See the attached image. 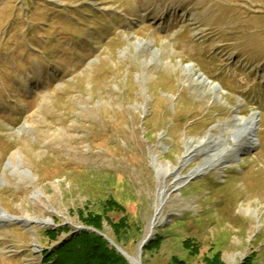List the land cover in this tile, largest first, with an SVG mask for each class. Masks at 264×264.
I'll return each mask as SVG.
<instances>
[{
    "label": "rangeland",
    "instance_id": "obj_1",
    "mask_svg": "<svg viewBox=\"0 0 264 264\" xmlns=\"http://www.w3.org/2000/svg\"><path fill=\"white\" fill-rule=\"evenodd\" d=\"M212 155L232 160L191 175ZM161 191L141 264H264V0H0V264H45L107 198L97 232L136 255Z\"/></svg>",
    "mask_w": 264,
    "mask_h": 264
},
{
    "label": "trees",
    "instance_id": "obj_2",
    "mask_svg": "<svg viewBox=\"0 0 264 264\" xmlns=\"http://www.w3.org/2000/svg\"><path fill=\"white\" fill-rule=\"evenodd\" d=\"M116 206L120 207V204L114 199L107 198L105 200L103 213L90 212L86 215L82 214L83 222L88 226L94 227L95 230L82 229L68 238L62 237L59 244L55 246L52 251H43V262L45 264H131L124 255L115 249V246L110 244L103 235L97 232L103 229L102 220L104 217H107L108 209ZM111 223L116 231V240L120 243L128 228L126 227L127 221L122 218L118 222L111 221ZM63 230H70V227H60L58 230L49 228L45 230V233L50 236L51 239L57 241L59 240L58 236L60 232ZM159 242L158 240L150 242L148 246L146 245L144 247V250L154 248ZM173 259V264H189L185 260L179 258ZM207 261L208 264H225L219 253L208 258ZM246 264H253L252 260H249Z\"/></svg>",
    "mask_w": 264,
    "mask_h": 264
},
{
    "label": "bare ground",
    "instance_id": "obj_3",
    "mask_svg": "<svg viewBox=\"0 0 264 264\" xmlns=\"http://www.w3.org/2000/svg\"><path fill=\"white\" fill-rule=\"evenodd\" d=\"M195 65L193 64L191 66V70L193 72V80H197L199 83H203L212 91V93L215 95L216 98H221L220 92L222 91V87L220 86L219 83L214 82L210 77H208L205 73L200 71V74L194 73ZM237 128L239 132H237L236 137L239 138L243 134H245V139L246 142L248 143V149H251L252 146L254 145L256 138H257V130L260 125V115L257 112H252V114L244 119H240L239 122L237 120ZM240 128V129H239ZM242 128V129H241ZM243 132V134L241 133ZM190 145L188 146L187 150L185 151L184 155L182 156L180 160L179 166H182L188 158L194 156L193 153L195 151H206L205 148H209L210 150H216L219 147V144L217 143V140L208 137L205 141H199V144L196 146V143L188 142ZM221 145V144H220ZM204 146V148H202ZM216 148V149H215ZM218 155H212L209 158H207L206 162L200 165L198 168H196L191 175L199 174L204 168L205 165L209 164L210 165H216L219 164V166H225L226 162H230L232 160V156L228 155L224 157L225 159H222V162L220 161L219 163H216L218 161V158L216 159ZM222 158V157H221ZM225 160V161H224ZM224 161V162H223ZM227 165V164H226ZM160 172L162 173L163 176L166 175H175V171L177 170V166L171 165L169 162H165L164 164H158ZM223 168V167H222ZM177 177V175H175ZM184 177H177L175 179L174 183L180 182ZM166 202V196L164 194V191H161L158 195L156 205H155V212L153 216L150 218L147 227H146V232L141 239L139 243V249L136 255H132L128 253L124 248H122L120 245L116 244L129 258V260L133 264H138V260L140 259V253L143 245H145L150 239L153 238L155 234V228L158 225L160 221V216L163 210V206ZM0 220H3V217L0 216ZM50 221V220H49Z\"/></svg>",
    "mask_w": 264,
    "mask_h": 264
},
{
    "label": "water",
    "instance_id": "obj_4",
    "mask_svg": "<svg viewBox=\"0 0 264 264\" xmlns=\"http://www.w3.org/2000/svg\"><path fill=\"white\" fill-rule=\"evenodd\" d=\"M112 242V241H111ZM112 244L115 246V249L118 251V252H120L121 254H123L128 260H129V258H128V256L115 244V243H113L112 242ZM145 245H143V247H144ZM142 251L143 250H141V253L140 254H142ZM140 257H141V255H140ZM138 264H141V259H139L138 260Z\"/></svg>",
    "mask_w": 264,
    "mask_h": 264
}]
</instances>
